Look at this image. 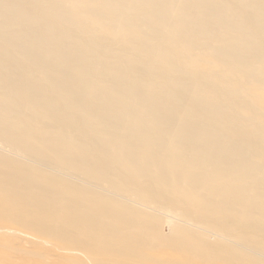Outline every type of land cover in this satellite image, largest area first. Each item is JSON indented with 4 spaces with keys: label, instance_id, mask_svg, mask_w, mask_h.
<instances>
[{
    "label": "bare ground",
    "instance_id": "6f19581e",
    "mask_svg": "<svg viewBox=\"0 0 264 264\" xmlns=\"http://www.w3.org/2000/svg\"><path fill=\"white\" fill-rule=\"evenodd\" d=\"M237 1L0 0V201L14 208L4 219L20 228L11 234L0 227V239L20 242L13 250L18 264H59L66 253L55 241L74 236L107 242L115 248L111 257L133 247L143 253L149 245L150 257L167 258L177 227L167 225L164 232V226L144 222L146 214H136L138 220L128 211L159 213L165 196L194 209L241 213L264 231V160L255 167L252 145L224 156L172 117L188 102L182 98H192L186 83L198 80L183 81L177 61L170 60L167 28L195 10L221 12L212 28L228 24L241 34L240 20L228 19L238 13ZM207 88L204 101L222 99L217 87ZM195 100H201L197 93ZM194 106L186 119L199 121ZM137 164L143 170L132 173ZM192 190L206 201L191 202ZM160 236L162 252L151 245ZM215 237L230 252L240 250L225 235ZM251 255L264 264L262 252L252 249Z\"/></svg>",
    "mask_w": 264,
    "mask_h": 264
},
{
    "label": "rangeland",
    "instance_id": "374dc122",
    "mask_svg": "<svg viewBox=\"0 0 264 264\" xmlns=\"http://www.w3.org/2000/svg\"><path fill=\"white\" fill-rule=\"evenodd\" d=\"M234 10L238 13H235V16L230 14L228 19L240 20L243 29L241 34L232 31V26L228 24L217 29L212 28L221 12L209 16L195 10L196 14L193 16L187 15L182 21L176 20L167 28L171 39L165 47L170 60L177 61L179 69L183 72V81L194 76L198 80L186 83L190 87L192 98H182L188 102L175 107L173 124L184 123L185 132L194 140L207 149L221 152L224 156H234L239 149L244 151L246 144L250 143V149L257 156L254 165L258 168L260 160H264V0H238ZM244 36L251 39V43L243 44ZM116 47L119 48H114ZM206 81H209V88L205 85ZM214 87H217L225 98L221 95L222 99L218 102L204 101L205 88ZM195 93L201 100H195ZM191 103L195 104L191 110L199 114V121L186 119V112ZM212 116L215 117L214 120L209 119ZM181 118L184 121H181ZM244 132L251 135L250 140L238 139V135ZM176 141L184 139L178 137ZM213 155L209 152L207 156ZM135 167L139 169H132V173L143 170L141 164ZM154 181L162 183L164 180L154 178ZM124 193L127 194L128 190L125 189ZM28 194L31 198L29 190ZM135 194L141 196L142 192L136 190ZM190 195L193 198L191 202L198 204L207 199V196L194 190L190 191ZM2 196L0 193V200ZM160 209L157 210L159 213H153L150 209L142 210L141 207L129 208L128 211L136 212L135 218L136 214H146L147 218L143 221H150L156 228L164 226V232L168 230V226L177 227V234L174 233L173 237L175 245L171 248L169 257H150L149 245L143 246V253L136 252L133 247L125 249L117 257H111L115 248H109L107 242L74 236L55 241L58 242V251L66 253L59 264H220L218 261L214 262V259L227 264H256L257 259L251 255L252 249L264 254V231L258 224L244 222L241 213L226 216L219 210L213 212L208 208L194 209L188 202L166 196L162 198ZM11 210H14L12 206L9 208L0 201V227L12 234L20 228L10 224L3 217ZM165 214L172 215L173 219H169ZM201 229L204 230L203 233L199 232ZM213 233L225 235L231 242H237L241 246L240 250L232 253L223 248L215 240L217 238ZM161 238H156L151 244L159 252L164 250ZM203 239H208V242H203ZM253 242L260 246L253 247ZM19 246L20 242L12 236L0 239V264H18L20 258L13 250ZM45 251L50 253L52 249L46 248ZM227 257L231 260L226 261ZM199 258H208L212 263L199 262Z\"/></svg>",
    "mask_w": 264,
    "mask_h": 264
}]
</instances>
